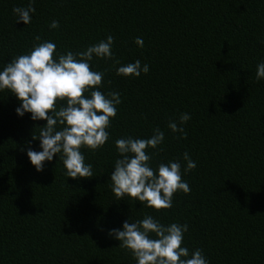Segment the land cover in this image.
Listing matches in <instances>:
<instances>
[{
	"label": "trees",
	"instance_id": "trees-1",
	"mask_svg": "<svg viewBox=\"0 0 264 264\" xmlns=\"http://www.w3.org/2000/svg\"><path fill=\"white\" fill-rule=\"evenodd\" d=\"M28 3L0 0V71L42 41L58 56L111 35L113 59L93 57L90 67L104 73L98 90L122 102L105 145L81 148L93 177L72 179L60 154L41 172L31 164L27 150H42L32 135L46 121L19 116L17 97L0 91V264H137L108 233L146 215L187 224L182 247L201 249L208 264H264V0H34L31 23H17L13 8ZM136 60L147 74L117 75ZM181 113L191 116L186 138L168 128ZM157 127L165 139L162 151L148 149L150 166L179 159L191 189L160 211L117 199L110 181L115 141ZM185 152L196 163L186 173Z\"/></svg>",
	"mask_w": 264,
	"mask_h": 264
},
{
	"label": "clouds",
	"instance_id": "clouds-1",
	"mask_svg": "<svg viewBox=\"0 0 264 264\" xmlns=\"http://www.w3.org/2000/svg\"><path fill=\"white\" fill-rule=\"evenodd\" d=\"M33 4L34 0H29L27 7L13 8L17 23H31V14L35 12ZM49 27L56 29L59 22L53 20ZM35 40L41 41V37L37 35ZM113 43L114 37L109 35L84 51H68L56 56V44L42 41L34 44L29 54L14 58L0 71V91L10 90L20 101L16 113L21 117L30 113L33 121H46L39 127V135H32L33 140L40 141L42 150H27V156L38 172L43 171L45 161L50 162L60 154L67 177H93L92 165L85 164L81 148L96 151L105 145L109 140L107 129L122 101L119 92L104 94L98 90L104 73L93 71L90 62L93 57L113 59ZM135 43L143 47L142 38L137 37ZM148 72L149 66L142 65L140 60L117 69V75L124 77H139ZM256 79H264V62L257 65ZM190 119L189 114L181 113L178 120L169 121L168 128L173 133H180V138H186L183 125ZM164 139V132L157 127L150 138L129 136L115 141L120 158L115 161L110 181L117 199L127 196L160 211L172 207L177 191L185 194L191 191L182 179L179 159L160 163L155 170L150 166L153 154L148 149L162 151L159 146ZM183 161L186 162L185 173L196 168L187 152L183 153ZM187 231V224L165 226L146 215L136 222L126 220L122 229H111L108 235L119 240L118 247L130 251L137 264H208L201 249L190 253L187 247H182Z\"/></svg>",
	"mask_w": 264,
	"mask_h": 264
}]
</instances>
